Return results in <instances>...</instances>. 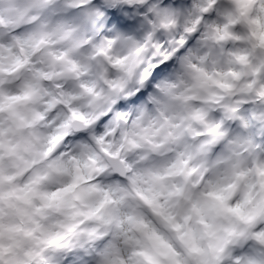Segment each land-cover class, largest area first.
<instances>
[{
  "label": "clouds",
  "instance_id": "obj_1",
  "mask_svg": "<svg viewBox=\"0 0 264 264\" xmlns=\"http://www.w3.org/2000/svg\"><path fill=\"white\" fill-rule=\"evenodd\" d=\"M0 264H264V0H0Z\"/></svg>",
  "mask_w": 264,
  "mask_h": 264
}]
</instances>
